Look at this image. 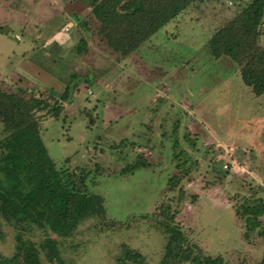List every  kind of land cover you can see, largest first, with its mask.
Here are the masks:
<instances>
[{"label":"rangeland","instance_id":"obj_1","mask_svg":"<svg viewBox=\"0 0 264 264\" xmlns=\"http://www.w3.org/2000/svg\"><path fill=\"white\" fill-rule=\"evenodd\" d=\"M91 2L0 0V85L43 98L73 88L58 118L42 120V138L59 166L87 172L89 190L106 207L105 217L84 221L70 237L25 236L37 245L57 239L63 264H116L125 244L145 264H160L166 236L144 215L168 203L207 254L259 264L264 237L244 236L235 200L253 192L264 198V95L207 46L248 0H197L124 57L99 33ZM260 29L264 45V19ZM175 150L185 151V166H176ZM144 158L149 167L119 173ZM15 253V229L0 216V264H15L7 262ZM41 259L52 264L44 252Z\"/></svg>","mask_w":264,"mask_h":264},{"label":"trees","instance_id":"obj_2","mask_svg":"<svg viewBox=\"0 0 264 264\" xmlns=\"http://www.w3.org/2000/svg\"><path fill=\"white\" fill-rule=\"evenodd\" d=\"M196 1L92 0L89 5L100 22L99 33L113 51L124 57ZM263 19L264 0H248L207 41L211 56L230 58L245 84L257 96L264 95V45L260 44ZM17 88L19 91H8L0 85V123L3 125L0 216L14 227L16 240V253L5 263L43 264L41 255L44 252L52 264H63L57 239L47 236L37 245L25 234L39 230L70 237L84 221L106 216L105 200L101 194L89 190L87 172L81 176L69 165L59 166L49 155L42 138V120L58 118L65 102H70L73 88L67 86L61 94L52 89L49 98L40 97L27 88ZM29 91L31 96L28 97ZM39 112L46 114L42 118ZM125 142L122 141L121 147ZM184 154L185 151H174L178 168L186 165ZM68 161L69 158L66 163ZM140 167H149V161L137 160L119 173L127 174ZM177 178L170 179L168 192L173 190ZM181 190L178 201L185 198L184 189ZM235 201L236 213L243 221L244 236L249 238L257 231L264 237V226H261L264 198L253 192L251 195L244 193ZM178 211V207L163 203L154 216L144 215L152 216L166 236L160 264H226L222 256L207 254L189 239L176 221ZM116 264H145V261L139 251L125 244ZM259 264H264V254Z\"/></svg>","mask_w":264,"mask_h":264}]
</instances>
